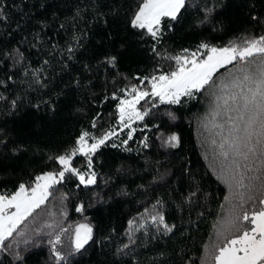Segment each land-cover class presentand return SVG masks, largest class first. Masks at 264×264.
Returning a JSON list of instances; mask_svg holds the SVG:
<instances>
[{
	"label": "trees",
	"instance_id": "trees-1",
	"mask_svg": "<svg viewBox=\"0 0 264 264\" xmlns=\"http://www.w3.org/2000/svg\"><path fill=\"white\" fill-rule=\"evenodd\" d=\"M5 3L8 20L0 23V55L19 48L32 69L42 66L46 69L48 85L46 89L37 90L35 85L30 88L24 81L31 80V73L24 77L21 67H17L16 83L10 84L8 91L0 89L9 99L22 97L15 111L0 104V140L6 142L0 143V191L13 192L20 183H30L36 175L54 170L56 165L49 157L72 147L81 130L100 135L115 123V102L102 101L106 94L126 82L112 69L105 70L100 61L106 55H117L119 72L129 78L152 71L157 61L148 44L140 41L138 33L130 27L139 0H5ZM221 3L223 7L219 6ZM213 5L217 8L211 22L200 25L203 9ZM253 16L259 20H253ZM262 22L264 0H192L183 19L165 37L163 47L175 53L184 47L195 48L201 41L222 46L245 36L264 34ZM213 25L222 30H213ZM36 34L42 43L33 48ZM73 36L81 38L82 47L74 59H62L59 53L67 56L64 50L73 43ZM45 59L50 61L49 65H42ZM4 64L0 79L10 74L6 68L11 67V62L5 60ZM41 99L53 101L56 111H49L47 105L40 110L31 106ZM173 110L178 116L175 123H169L166 117L159 120L148 117L145 123L150 126L153 122L160 123L166 134L179 133L180 148L162 147L156 139V129L147 133L151 144L147 149L134 141H129L131 152L102 146L96 154L99 158L96 169L101 174L98 184L77 189V181L72 179L57 186L67 193V199L61 203L60 196H50L48 203L37 209L40 215L33 213L35 221L29 223L33 221L29 217L21 225L25 235L42 238L44 232L51 231L43 227L45 222L68 227L87 221L93 226V240L85 246L87 251L83 255L76 253L69 258L70 264H214L213 244L217 241L214 225L226 215L225 197L229 190L211 163L212 154L206 155L201 143L204 137L195 123L197 116L208 111V98L183 108L174 106ZM97 111L102 113L101 119L98 127L92 129L91 120ZM223 119L222 116L217 122L223 123ZM133 126L139 127V122ZM209 129L211 133L205 131L204 136L220 143L217 133L221 129L211 124ZM223 132L227 135V125ZM141 135L138 132L136 137ZM77 161L82 164L83 158L77 157L74 163ZM196 189V202L186 204L185 197ZM158 200L163 202L162 209L156 204ZM80 203L92 205L87 208L88 220L75 211ZM158 211L166 222L176 226L171 234L157 232L151 217ZM130 220L134 222L132 226ZM33 229H41V237H36ZM130 236L135 243H131ZM124 244H129L128 255L119 252ZM21 251L24 264H53L46 244L39 247L22 244ZM0 259L3 264H13L12 256Z\"/></svg>",
	"mask_w": 264,
	"mask_h": 264
},
{
	"label": "snow or ice",
	"instance_id": "snow-or-ice-1",
	"mask_svg": "<svg viewBox=\"0 0 264 264\" xmlns=\"http://www.w3.org/2000/svg\"><path fill=\"white\" fill-rule=\"evenodd\" d=\"M191 4L192 0H139L131 16L130 27L138 33L140 41L148 44L149 52L157 63L147 74L129 78L119 72L117 55H106L100 61L105 70L112 69L126 82L106 94L102 101L115 102V123L100 135L88 129L81 130L72 147L49 157L56 165L54 170L36 175L30 183H20L13 192L0 191V256H12L13 264H24L22 244L30 247L46 244L53 264H70V257L76 253L83 255L87 251L85 246L93 240L90 223L77 224L70 234L73 239L71 246L62 244L61 237L68 232V228L61 227L58 222H45L43 227L51 231L44 232L40 239L26 236L21 225L47 204L50 196H60L61 203L67 199V193H62L57 186L65 185L72 179L77 181V189L97 185L101 174L96 169V160L99 159L96 154L102 146L131 152L133 149L128 146L129 141H134L147 149L151 147L147 133L156 129V139L162 147L180 148L182 139L179 133L166 134L160 123L153 122L150 126L145 123V118L159 120L166 117L169 123H175L178 116L174 106L183 108L207 97L208 111L203 116H197L195 123L204 137L202 147L206 155L212 154L211 163L229 190V195L225 197L228 204L226 215L214 225L217 229V241L213 244L214 264H264V34L245 36L222 46L201 41L195 48L184 47L175 53L168 52L163 47L164 39L183 19ZM219 6L223 7V4ZM6 8L5 0H0V23L8 20ZM216 8V5L205 6L200 25L211 22ZM252 19L259 20L257 16ZM213 30L222 29L213 25ZM34 39L36 43L31 47L36 48L42 41L39 34ZM72 39L73 43L64 50L67 56L59 53L62 59H74L76 51L82 47L80 37L73 36ZM55 48L53 45L52 49ZM5 60L11 62V67L6 68L10 74L0 79V89L8 91L9 85L16 83L14 69L17 67H21L24 77L31 73V80L24 81L30 88L33 85L37 86V90L48 87L45 83L46 69L43 66L32 69L19 48L0 55V69L5 68ZM49 63L47 59L42 61V65ZM63 67L67 68V64ZM76 83L79 85L80 81ZM112 83L115 84V81ZM21 102L19 95L9 99L4 92H0V104H7L11 111H15ZM42 105H47L51 112L56 111L55 103L49 99H41L31 106L40 110ZM161 106L165 107L162 109ZM101 115L97 111L92 118V129L98 127ZM222 116L223 123L217 122ZM137 122L140 126L134 127ZM209 124L221 129L217 133L221 137L220 143L215 138L209 140L204 136L205 131L211 133ZM225 125L227 135L223 132ZM138 132L143 133L139 138L136 137ZM121 133H124L123 137ZM0 143L6 142L0 140ZM77 157L83 158L82 164L80 161L74 163ZM197 193L198 189L191 191L185 197V203L194 204ZM156 204L162 209V201L158 200ZM90 206L80 203L75 211L88 220L86 212ZM151 220L158 233L171 234L176 227L166 222L160 211ZM34 221L35 217L29 223ZM133 223V220L129 221L130 226ZM32 231L36 237H41V229ZM19 236L25 239L18 240ZM129 240L135 243L131 236ZM127 249L129 244H124L119 252L128 255ZM0 264H3L2 259Z\"/></svg>",
	"mask_w": 264,
	"mask_h": 264
},
{
	"label": "rangeland",
	"instance_id": "rangeland-1",
	"mask_svg": "<svg viewBox=\"0 0 264 264\" xmlns=\"http://www.w3.org/2000/svg\"><path fill=\"white\" fill-rule=\"evenodd\" d=\"M200 133H201V131H200ZM201 143H202V140H201ZM82 222L83 223H88L87 221H82ZM82 222H78V223H82ZM78 223L67 227L68 228V232L64 233L63 236L61 237L62 244H66V245H69V246L72 245L73 239L71 238L70 234L73 232L74 228L77 226ZM57 231H59V229Z\"/></svg>",
	"mask_w": 264,
	"mask_h": 264
}]
</instances>
